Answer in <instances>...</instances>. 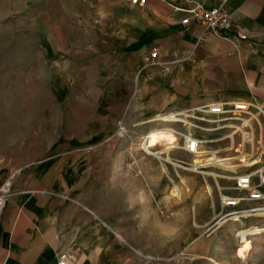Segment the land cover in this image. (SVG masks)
Wrapping results in <instances>:
<instances>
[{
  "label": "rangeland",
  "instance_id": "374dc122",
  "mask_svg": "<svg viewBox=\"0 0 264 264\" xmlns=\"http://www.w3.org/2000/svg\"><path fill=\"white\" fill-rule=\"evenodd\" d=\"M90 16L87 0H0V177L7 181L20 167L58 160L73 196L99 216L158 213L159 225L150 217L127 218L139 222L126 223L114 235L138 255L157 258V264H264V233L249 239L245 260L235 257L236 231L253 222L207 231L219 210L211 180L142 150L144 135L169 123L137 119L118 104L111 122L92 111V98L102 94L88 71L95 60L88 50L95 44ZM118 122L123 131L107 133ZM147 140L169 146L174 137L163 130ZM166 156L191 162L177 150ZM197 240L204 243L202 255L191 251L190 242Z\"/></svg>",
  "mask_w": 264,
  "mask_h": 264
},
{
  "label": "crops",
  "instance_id": "0c3cea01",
  "mask_svg": "<svg viewBox=\"0 0 264 264\" xmlns=\"http://www.w3.org/2000/svg\"><path fill=\"white\" fill-rule=\"evenodd\" d=\"M197 1L227 9L248 39L232 43L208 33L199 43V27L180 25L183 14L173 11L187 7L182 0H87L95 36L88 71L102 94L92 98L94 113L111 122L118 104L143 120L222 100L264 99V0ZM152 48L160 61L188 58L163 74L145 62ZM106 129L115 133L118 126ZM157 133L152 129L143 139ZM63 168V162L43 160L20 167L7 181L0 177V189L8 186L0 214V264H57L60 252L70 256L69 264H157V258L138 255L114 237L126 223L139 222L127 218L150 217L159 225L158 213L120 210L99 216L73 196ZM190 248L202 255L204 243L190 242Z\"/></svg>",
  "mask_w": 264,
  "mask_h": 264
},
{
  "label": "built area",
  "instance_id": "2783aa9c",
  "mask_svg": "<svg viewBox=\"0 0 264 264\" xmlns=\"http://www.w3.org/2000/svg\"><path fill=\"white\" fill-rule=\"evenodd\" d=\"M146 0H130L131 4H144ZM185 8H174L182 13L180 25L199 27L198 42L210 33L224 40L245 41L248 36L237 28L233 14L223 7L208 8L197 0H182ZM236 46V45H235ZM177 55L170 60L160 61L156 48H152L145 59L148 65H157L163 74H168L181 60ZM172 117L171 121H166ZM151 122L169 123L175 137L173 148L191 158L167 161L162 158L165 146L157 144L148 155L154 156L174 168L211 180L216 188L219 210L211 227L218 229L227 222H253L239 231L257 226L264 233V99L251 95L246 100H222L200 104L172 113L156 115ZM117 133L123 131L117 123ZM178 126V128H177ZM163 127H157L161 129ZM8 191L0 189V214L7 201ZM241 240V239H240ZM71 258L66 252L57 256V264H69Z\"/></svg>",
  "mask_w": 264,
  "mask_h": 264
},
{
  "label": "bare ground",
  "instance_id": "6f19581e",
  "mask_svg": "<svg viewBox=\"0 0 264 264\" xmlns=\"http://www.w3.org/2000/svg\"><path fill=\"white\" fill-rule=\"evenodd\" d=\"M172 117H167L166 121H171ZM163 130H167L171 136L174 137V135L171 133V130L169 127L165 126L161 129H153V131H157V132H160V131H163ZM147 135L145 136L144 139H142V148L145 149L147 151V153L150 152L151 149H153L157 144H160L161 146H165L164 148V151L161 150L158 154H163V153H166L167 154V151L170 149V148H173V144L175 142V137H174V142H172L171 144H169V148H167V145L164 141H161V142H158L157 144L155 145H151L150 144V141L146 139ZM165 159L167 161H169V157L166 156ZM181 184H184L183 181H181ZM172 194L174 196H178V190L175 188L174 191L172 192ZM173 196V197H174ZM237 233L235 234V236L238 238V246L237 248L235 249V257L239 260H245L247 258V256L249 255V251L251 249V245H250V242H249V239L255 235H258L260 234L262 231L259 230V228H257V226H254V227H251L250 229H248L247 231H236ZM241 239V240H240ZM242 253V254H241ZM244 263V262H243ZM217 264V263H215Z\"/></svg>",
  "mask_w": 264,
  "mask_h": 264
},
{
  "label": "snow or ice",
  "instance_id": "6c2138e0",
  "mask_svg": "<svg viewBox=\"0 0 264 264\" xmlns=\"http://www.w3.org/2000/svg\"><path fill=\"white\" fill-rule=\"evenodd\" d=\"M242 254V253H241Z\"/></svg>",
  "mask_w": 264,
  "mask_h": 264
}]
</instances>
